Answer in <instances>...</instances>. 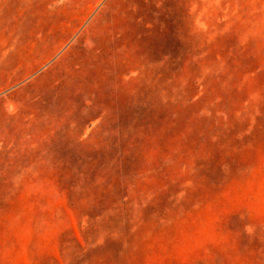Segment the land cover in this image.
I'll return each mask as SVG.
<instances>
[{
    "label": "rangeland",
    "instance_id": "rangeland-1",
    "mask_svg": "<svg viewBox=\"0 0 264 264\" xmlns=\"http://www.w3.org/2000/svg\"><path fill=\"white\" fill-rule=\"evenodd\" d=\"M0 264H264V0H0Z\"/></svg>",
    "mask_w": 264,
    "mask_h": 264
}]
</instances>
